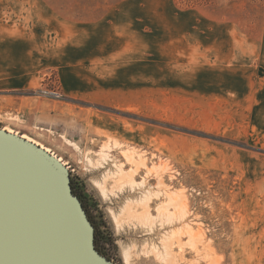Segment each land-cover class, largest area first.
Instances as JSON below:
<instances>
[{
  "label": "rangeland",
  "instance_id": "obj_1",
  "mask_svg": "<svg viewBox=\"0 0 264 264\" xmlns=\"http://www.w3.org/2000/svg\"><path fill=\"white\" fill-rule=\"evenodd\" d=\"M9 1L0 0V38L16 34L7 31L9 25L31 22L14 15L18 8L12 18L6 16ZM49 1L67 8L74 19L89 22L103 18L111 23L122 16L131 18L139 10L152 16L155 31L165 19L171 25L180 18L194 32L215 33L216 51L204 55L202 47L201 57H182L194 64L200 60L222 65L226 34L237 35L232 42L236 56L241 46L248 49L242 33L264 31V0ZM152 63L154 80L147 86L140 81L144 72L115 74L121 81L118 103L112 102L116 97L74 96L58 71L36 74L29 82L23 74L0 73V127L30 135L63 160L77 195L96 221L103 253L114 264H264V143L258 142L261 138L234 135L246 133V128L232 130L234 122L218 113L217 105L199 108L184 102L186 98H174L161 86L160 58ZM87 75L98 79L96 73ZM104 148L110 158L97 169L90 159L96 162ZM125 149L146 158L152 171L141 168L134 187L126 184L123 190L115 185L114 175L107 187L116 188L104 194L98 180L117 172L118 165L126 171L132 167L121 154ZM166 187L171 193L182 191L187 203L184 215L172 206L173 218L167 210L159 211L167 200ZM145 196L147 208L131 205L134 212H151V220L142 225L124 209L127 202Z\"/></svg>",
  "mask_w": 264,
  "mask_h": 264
},
{
  "label": "crops",
  "instance_id": "obj_2",
  "mask_svg": "<svg viewBox=\"0 0 264 264\" xmlns=\"http://www.w3.org/2000/svg\"><path fill=\"white\" fill-rule=\"evenodd\" d=\"M7 4L6 16L12 18L18 8L14 15L31 22L9 25L7 31L16 34L0 38V73L23 74L29 82L36 74L58 71L74 96L116 97L112 102L118 103L121 81L115 74L144 72L140 81L147 86L154 80L153 58H160L161 86L174 98H186L184 102L199 108L217 105V112H224L225 119L234 122L232 130L246 128V133L234 135L261 138L258 142L264 143V31L241 34L248 49L241 46L236 54L240 58L234 56L232 47L237 35L230 33L225 36L228 43L221 44L225 47L222 65L200 60L194 64L182 57H201L202 47L204 55L216 51L217 35L194 32L180 18H174L171 25L165 19L160 31H155L152 16L139 10L131 18L122 16L105 23L103 18L93 22L74 19L67 8L49 0ZM110 72L111 77L103 75ZM88 73H96L97 81L90 80ZM130 80L138 82L137 78Z\"/></svg>",
  "mask_w": 264,
  "mask_h": 264
},
{
  "label": "water",
  "instance_id": "obj_3",
  "mask_svg": "<svg viewBox=\"0 0 264 264\" xmlns=\"http://www.w3.org/2000/svg\"><path fill=\"white\" fill-rule=\"evenodd\" d=\"M0 264H114L68 167L21 134L0 127Z\"/></svg>",
  "mask_w": 264,
  "mask_h": 264
},
{
  "label": "bare ground",
  "instance_id": "obj_4",
  "mask_svg": "<svg viewBox=\"0 0 264 264\" xmlns=\"http://www.w3.org/2000/svg\"><path fill=\"white\" fill-rule=\"evenodd\" d=\"M4 129L10 131V132H13V133H17L15 132L13 129H10V128H7V127H4ZM19 134V133H17ZM24 138H27L28 140L30 141H33L35 143H37L38 145H41L43 148L47 149L48 151L50 150L49 148L43 146L42 144H40L38 141H36L33 137H31L30 135H27V134H21ZM63 136V135H62ZM68 140V139H67ZM66 141V140H65ZM72 144V143H71ZM107 144V143H106ZM105 144V147H107L108 149H110L111 145H106ZM74 145V144H73ZM114 145V144H113ZM119 145V142L118 141H115V146ZM120 146V145H119ZM76 148V147H75ZM51 152V151H50ZM52 153V152H51ZM99 159L96 160V162H93L91 159V163L94 164V166L97 168V169H100V168H103L105 165L104 163L110 158V154H109V151L108 150H105L102 149L100 152H99ZM121 154L122 156L124 157V159L126 160V162L130 163L132 165L131 169L126 171L124 168H123V164L121 165H118V171L117 172H109V173H106L104 175V177L102 178L103 179V182H99L100 180L97 181V184L98 186L101 188L100 190H102V192H104V194L109 191L110 189L107 187V180L108 179H112L114 178V175H117V178L115 180V185L118 187V189L120 190H123L124 186L127 184V185H130V186H133L137 183L136 182V179H135V175L136 173H138V171L141 169V168H147L148 172L152 171V169L148 166V163H147V160L146 158H144L141 154L139 155V157L137 158L136 155H135V151H131V150H128V149H125V150H121ZM138 156V155H137ZM60 158V157H59ZM61 160V158H60ZM63 161V160H62ZM167 166V165H166ZM152 167V166H151ZM153 168H157L156 166H153ZM160 169V167H159ZM157 170V169H155ZM159 171V170H158ZM162 171V170H161ZM160 171V172H161ZM166 171V170H165ZM157 172V171H156ZM148 174V173H147ZM159 175V174H158ZM144 179V178H143ZM142 182V181H141ZM143 182H145L143 180ZM142 184V183H141ZM165 184V183H164ZM168 186V185H167ZM115 187V186H114ZM114 187H112V189L110 190L111 192H113V189ZM165 187V186H164ZM116 188V187H115ZM115 192V191H114ZM154 193V192H153ZM156 193V192H155ZM151 194V193H150ZM158 194V193H157ZM161 194V193H160ZM163 195L166 197V202L163 203V204H160L159 205V211L162 213L164 211H168V216L173 218L175 217L176 215V212L174 213V211L170 210V207H175L179 212H184L187 210V203H186V200L184 199L185 196L182 194V191L180 192H174L171 193L167 187L166 189L164 190L163 192ZM148 196L146 197H142L141 199H139L137 202H134L133 200L132 201H129L127 202V205L125 206V209H124V212L129 214L130 216L128 217H134L135 216V219H136V216H137V219L142 223H146L148 222L149 220H151V216L148 212V210L144 209L143 212L141 213H137V212H134L133 211V208H132V204L133 203H137L138 205H141V207H145L147 208V202H148ZM152 200V199H151ZM149 203V202H148ZM132 205V206H131ZM150 209V208H148ZM123 212V213H124ZM151 213V212H150ZM183 214V213H182ZM184 215V214H183ZM182 216V215H181ZM180 217V215H179ZM115 218L117 220L118 223H121L118 216L115 215ZM156 220V219H155ZM138 222V221H137ZM153 223V222H152ZM146 226V225H145ZM188 226V225H187ZM192 226V225H191ZM178 231V230H177ZM183 234V233H182ZM190 236V235H189ZM171 237V236H170ZM190 239H191V236H190ZM194 239V237H193ZM167 240V239H166ZM179 241V240H178ZM192 241V240H191ZM194 241V240H193ZM192 245V244H191ZM167 246V245H166ZM193 247V246H192ZM151 249H154V248H151ZM158 250V249H156ZM166 250V249H165ZM154 251V250H153ZM128 255V253H127ZM132 255V254H131ZM167 255V254H166ZM129 257V256H127Z\"/></svg>",
  "mask_w": 264,
  "mask_h": 264
},
{
  "label": "trees",
  "instance_id": "obj_5",
  "mask_svg": "<svg viewBox=\"0 0 264 264\" xmlns=\"http://www.w3.org/2000/svg\"><path fill=\"white\" fill-rule=\"evenodd\" d=\"M72 187H73V191L75 194H77L76 190H75V187L74 185L72 184ZM84 205V204H83ZM87 213H88V216L90 218V220L92 221V223L94 224L95 226V245H96V248L104 255H106L105 253H103V250H102V246H101V239H100V235H99V229H98V226L96 224V221L94 220L93 216L90 214L89 210L86 208V206H84ZM108 258H110L109 255H106Z\"/></svg>",
  "mask_w": 264,
  "mask_h": 264
},
{
  "label": "flooded vegetation",
  "instance_id": "obj_6",
  "mask_svg": "<svg viewBox=\"0 0 264 264\" xmlns=\"http://www.w3.org/2000/svg\"><path fill=\"white\" fill-rule=\"evenodd\" d=\"M84 204V203H83ZM84 206H85V204H84Z\"/></svg>",
  "mask_w": 264,
  "mask_h": 264
}]
</instances>
